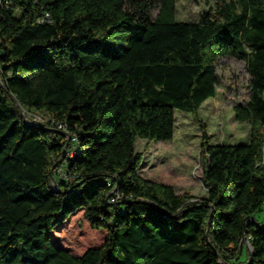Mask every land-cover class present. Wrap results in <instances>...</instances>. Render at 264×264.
Instances as JSON below:
<instances>
[{
    "label": "trees",
    "instance_id": "trees-1",
    "mask_svg": "<svg viewBox=\"0 0 264 264\" xmlns=\"http://www.w3.org/2000/svg\"><path fill=\"white\" fill-rule=\"evenodd\" d=\"M215 1L185 21L176 0H0V264H264V222L246 219L264 206V0ZM224 55L251 74L233 106L250 140L211 143L201 123L208 195L192 200L139 173L136 139H172L175 109L200 121ZM22 107L76 136L66 177L72 141Z\"/></svg>",
    "mask_w": 264,
    "mask_h": 264
},
{
    "label": "rangeland",
    "instance_id": "rangeland-1",
    "mask_svg": "<svg viewBox=\"0 0 264 264\" xmlns=\"http://www.w3.org/2000/svg\"><path fill=\"white\" fill-rule=\"evenodd\" d=\"M175 8L177 19L197 20L204 11L217 10V3L215 0H176ZM158 10V7L151 10L153 18ZM217 72L220 86L216 94L207 98L199 107L200 121L194 119L188 111L175 109L176 120L172 139H136V150L143 157L139 173L147 179L173 185L177 193L190 192L194 196L190 198L192 200L208 195V187L203 179L201 123L205 124L211 143H247L250 140V124L238 121L233 109L235 104L245 103L251 98V74L246 62L244 59L224 55L218 59ZM255 219L257 222H264V206L256 213ZM72 224L79 234L84 236L78 242L79 248H82L84 245L81 241L89 236L88 227L79 216L72 220ZM73 231L69 230L68 233ZM93 235L97 243L102 238L98 232ZM248 251L249 245L245 241L241 253L236 259L233 258V262L245 260Z\"/></svg>",
    "mask_w": 264,
    "mask_h": 264
},
{
    "label": "built area",
    "instance_id": "built-area-1",
    "mask_svg": "<svg viewBox=\"0 0 264 264\" xmlns=\"http://www.w3.org/2000/svg\"><path fill=\"white\" fill-rule=\"evenodd\" d=\"M51 21H52V16L48 11H44L43 14L38 18L39 23L51 22ZM22 114L26 121L33 124L46 125L56 130H59L65 134V136L69 141H72V145L69 148L68 146L65 147L64 150L66 153L63 154V156L58 160V162L54 167L57 168V174L60 177H66L68 173L67 161L69 158L73 157L76 154V149H77L76 136L69 130L68 125L64 121L53 118L45 112H41L36 109H27L22 107ZM114 191L115 190H112L111 194ZM119 196L120 195H118L116 198H118ZM111 200L114 201L115 198L111 197Z\"/></svg>",
    "mask_w": 264,
    "mask_h": 264
},
{
    "label": "water",
    "instance_id": "water-1",
    "mask_svg": "<svg viewBox=\"0 0 264 264\" xmlns=\"http://www.w3.org/2000/svg\"><path fill=\"white\" fill-rule=\"evenodd\" d=\"M53 167H55V165L53 166ZM51 174V177L53 178V183H54V185H55V187L56 188H59L58 187V183H57V181L54 179V177H53V174L52 173H50ZM248 218H252V219H254L255 220V216L254 215H250L249 217H247L246 219H248ZM245 241L248 243V245H249V249H250V252H252V246H251V244L249 243V240H248V237L247 236H245Z\"/></svg>",
    "mask_w": 264,
    "mask_h": 264
}]
</instances>
